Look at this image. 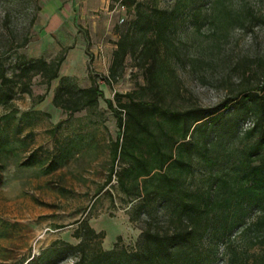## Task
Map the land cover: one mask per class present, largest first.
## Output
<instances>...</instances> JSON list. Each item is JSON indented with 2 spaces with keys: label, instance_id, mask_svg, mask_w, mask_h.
<instances>
[{
  "label": "rangeland",
  "instance_id": "obj_1",
  "mask_svg": "<svg viewBox=\"0 0 264 264\" xmlns=\"http://www.w3.org/2000/svg\"><path fill=\"white\" fill-rule=\"evenodd\" d=\"M155 3L175 6L179 14L172 37V70L157 75L153 89L158 94L129 55L114 79H102L115 41L132 18L119 0H0V62L6 77L15 79L19 56L49 60L63 55L57 77L48 85L34 75L26 92L19 89L20 81H10L11 96L0 103V264H24L44 250L53 264H70L73 251L64 249L62 242H77L72 233L75 221L83 218L103 233L101 249H111L117 236L122 246L134 245L148 217L140 214L139 220L128 221L130 207L140 200L133 192L141 177L123 174V185L118 182V174L132 159L120 153L113 160L118 128L104 98L130 92L137 100L159 102L170 110L215 108L241 88L242 80L263 81L264 0ZM60 76L71 77L79 87L88 86L92 77L102 98L91 107L61 111L51 103ZM246 125L248 120L238 125L239 130ZM148 128L157 139L162 131L171 133L162 117L150 119ZM216 132L222 137L221 129ZM140 137L135 146L126 136L122 142L137 152L152 139ZM221 143L222 138L213 148ZM211 169L215 172L216 165ZM190 171L187 179L194 185L209 167L193 156ZM147 211L152 216L150 208ZM255 214L252 211L245 221ZM249 236L234 228L222 239L215 264H264L263 238ZM90 249H95L94 241L88 242ZM232 252L235 258L229 263Z\"/></svg>",
  "mask_w": 264,
  "mask_h": 264
},
{
  "label": "trees",
  "instance_id": "obj_2",
  "mask_svg": "<svg viewBox=\"0 0 264 264\" xmlns=\"http://www.w3.org/2000/svg\"><path fill=\"white\" fill-rule=\"evenodd\" d=\"M155 1L119 0L132 18L115 41L107 74L102 76L105 83L115 78L129 55L136 58L150 89L158 94L153 89L157 75L172 70V37L179 14L175 6L159 7ZM62 58V52L49 60L19 56L13 80L5 76L0 62V103L11 96L10 81H20L19 89L26 92L34 75L48 85L57 77ZM89 80L88 86L79 87L71 77H58L52 105L66 113L94 106L102 98V91L92 77ZM247 82L242 80L241 88L224 97L215 108L170 110L159 102L137 100L130 92H113L112 98H104L118 128L113 160L120 153L132 159L131 165L122 169V175L118 174V182L123 185V174L132 173L134 179L141 177L133 192L140 200L130 207L128 221L139 220L140 214L148 217L129 249L120 244L119 236L111 249H101L103 233L95 232L84 218L75 221L72 236L77 242L70 245L61 241L64 249L73 251L70 264H215L222 239H227L234 228L249 234V238L264 240V79ZM154 117L164 118L171 133L162 131L157 139L148 128V121ZM245 120L248 125L239 130L238 125ZM218 129L222 130V137L216 132ZM123 136L134 146L138 136L152 139L143 144L145 149L138 147L134 152L125 147ZM221 138L220 147L214 149ZM237 139L240 147L235 143ZM193 156L209 167L206 176L194 185L187 179ZM213 158L219 161L214 163ZM214 164L215 172L211 169ZM112 172L111 168L108 179ZM252 211L255 216L245 221ZM89 241H94L95 249L87 251ZM47 251L24 264H53ZM234 258L232 252L228 262ZM260 258L264 263V254Z\"/></svg>",
  "mask_w": 264,
  "mask_h": 264
}]
</instances>
